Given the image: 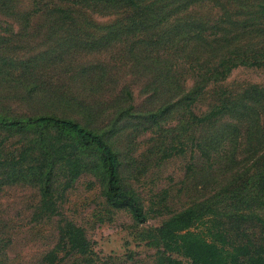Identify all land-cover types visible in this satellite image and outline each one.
Instances as JSON below:
<instances>
[{"label": "trees", "instance_id": "16d2710c", "mask_svg": "<svg viewBox=\"0 0 264 264\" xmlns=\"http://www.w3.org/2000/svg\"><path fill=\"white\" fill-rule=\"evenodd\" d=\"M204 6L208 14L196 10ZM93 13L114 17L99 22ZM0 15L1 29L16 36L6 47L0 33V188L35 185L37 210L52 215L57 186L91 173L109 205L142 222L146 212L125 177L132 153L120 136L130 142L151 131V152L189 150L186 172L206 189L155 228L154 264H264V83L224 82L238 65L264 66V0H0ZM37 31L46 43L19 55L14 47ZM117 44L145 78L146 104L125 82L99 99L52 81L61 67L86 87L106 71L76 56ZM91 256L85 228L64 218L43 258L99 264Z\"/></svg>", "mask_w": 264, "mask_h": 264}, {"label": "rangeland", "instance_id": "374dc122", "mask_svg": "<svg viewBox=\"0 0 264 264\" xmlns=\"http://www.w3.org/2000/svg\"><path fill=\"white\" fill-rule=\"evenodd\" d=\"M208 14L207 6L196 8ZM99 22L109 21L114 15L93 13ZM6 18L0 15V19ZM1 20V22H3ZM2 27L4 24H1ZM6 47L14 45L15 35L4 31ZM47 29V27H45ZM43 32L25 35L15 50L19 55L29 53L44 42ZM123 44L108 47L91 53H81L75 61L85 65L100 63L106 71L103 75L92 77L83 87L82 77L69 79L64 69L55 67L52 81L64 82L75 91L90 97L113 96L125 82L130 84L135 101L144 105L146 96L143 88L145 78L130 65L124 53ZM231 87L251 82L264 83V66L238 65L224 81ZM153 103V102H152ZM11 110L32 111L26 104H13ZM205 107V104H202ZM121 138L122 144L128 142L132 157L130 169L125 177L135 188L146 218L136 222L131 213L124 208H116L105 200L104 184L91 173H82L70 184H59L55 191L57 210L52 215L41 214L37 210L39 191L35 185L22 182L4 184L0 188V264H46L43 256L52 248L57 238V226L61 219H71L85 228L91 242L92 258L99 264H154L159 247L155 228L161 221L189 202L203 196L204 189L195 173L187 174L189 150L162 156L159 151L151 152L155 133L145 131L136 133L130 140ZM6 152L13 150L16 137H9ZM130 156V154H127ZM145 169V170H144ZM203 232L205 226H201ZM55 264H74L70 258L59 259Z\"/></svg>", "mask_w": 264, "mask_h": 264}]
</instances>
